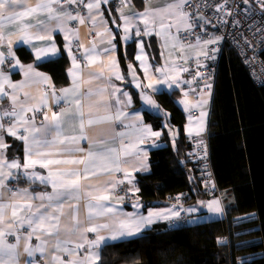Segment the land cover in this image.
Here are the masks:
<instances>
[{
    "label": "snow or ice",
    "instance_id": "6c2138e0",
    "mask_svg": "<svg viewBox=\"0 0 264 264\" xmlns=\"http://www.w3.org/2000/svg\"><path fill=\"white\" fill-rule=\"evenodd\" d=\"M108 2L109 0H36L34 6H31L25 0H0V45L7 44V59L9 63L15 60V63L12 64L13 68L23 67L11 51L14 43L13 37L16 38V42H22L34 48L35 59L40 61L43 58L56 55L57 48L55 43L44 47H37L32 41H53V32L59 30L65 31V39L69 40L68 54L72 58L73 69H79L80 65L77 64L76 57L72 54L70 47L69 33H72L73 30L67 29L66 21H79L80 24H85L86 20L78 10L79 6L83 5V7L88 9L87 19L95 27L96 17L103 15L101 5ZM125 5L132 7L131 0H120L118 9L120 18L124 21L122 30L125 41L130 39L133 29H135L134 34L136 37L151 36L153 34L167 37L171 34V30L175 29L177 35L173 38L178 41V44L173 45V47H178L182 53L186 46L188 48L193 47L191 43L185 45L184 42H181L182 40L187 41L189 36L195 37L196 47H200L201 45H218L223 39L222 36L212 35L205 40H201L199 34L196 32L197 28L202 32H207V25H212V27L217 26L202 11L205 7L214 10L217 14L216 20L222 26L229 25L230 22L227 18L236 13L237 18L231 21V26L238 27L242 23L238 15L239 12L241 10L250 12L255 7L259 8L260 14L264 18V0H221V2L211 5L201 4L200 0H167L164 7L155 10L146 9L144 12L134 13L132 16L124 13L123 8ZM73 6H76L77 10L74 11ZM42 14L46 15L47 21L41 19ZM137 17L144 24L142 29L136 27L134 23ZM32 19H35L37 22L32 23ZM48 21H55L56 23L49 25ZM119 27V24H117V29ZM181 32L185 33L183 38L179 35ZM102 34L111 36L109 40L110 44L112 40L118 37V31L112 34L109 33L108 29H105L104 33H97V35ZM80 47H83V45H80ZM140 47L141 52L136 56V59L141 62L140 66L145 74L144 80H140L136 76L135 71L132 70V65H129V69L133 76L135 87L140 89V99L145 105L156 109L158 112L161 111L160 106L149 92V90L151 92L158 91V86L161 85H166L169 89H181L184 98L179 103L185 106V110L195 107L202 108L207 103L203 93L207 89L210 96L212 85L210 83L205 84L203 88H199L198 90V88H193L192 84L196 80H207L209 77H201L199 71H197L191 80H181L180 73L188 72L189 69L186 67L177 68L174 62L171 67L166 64L162 67H156L154 72L150 73L149 65L145 62L146 56L143 51V40H140ZM105 51L111 52L112 49L107 48ZM215 51H218V48L211 49V52ZM94 52L95 44L85 54L88 66L97 63L96 55L92 54ZM199 55L204 56L206 59H215V56L210 54L206 48H201L198 53ZM5 60V52L0 51V65H4ZM196 63L198 68L206 67L199 59H197ZM101 67L103 68L104 66L101 65ZM117 67L116 61L112 60L111 68L113 69L115 79L123 80L124 78L119 72L114 71ZM24 75L26 78L30 75L42 77L44 81L49 79L43 76L42 73L37 72L32 65L24 68ZM70 75L73 76V84L77 85L76 73L70 70ZM102 75L103 72L89 73L90 80L88 82H91V79H100ZM5 83L13 90L22 87V85L12 84L8 75L5 74L3 69H0V96L9 97L11 101V108L4 109L2 115H0V264H99L102 245H105L109 240L116 241L124 237L136 236L156 220L171 221L180 217V211H177L173 207L164 211H150L147 216L137 217L133 214H127L121 219L116 208L105 203L110 199L109 194H97L100 190L93 191L91 188H88L84 192L85 197L89 201L87 203V219L92 221L94 218L106 217L110 222L96 223L81 229L78 227L79 221L77 219L79 206L68 204V207L72 210L70 218L74 222V230L80 233V238L78 242L62 239L60 224L61 218L67 215L64 212L67 202L73 196L77 201L80 200L81 181L82 179H88L89 176L97 175L96 168L99 167L109 172L113 167L119 170L122 163L119 150L104 149L97 152L89 151L86 156L81 158H59L66 152L85 151L83 148H70L67 146L68 144H75L78 139L86 138L84 135L86 117L80 98L75 96L72 101L65 99V103L69 105L75 104V112L72 111L71 106L58 112L52 111L51 116L47 112H43V121L41 122V126L37 127L35 126V116L26 118V114L29 111L33 113L42 112L43 108L47 107V98H41L40 107L24 108L21 106L20 110L17 111L18 97L16 95H9L4 90L3 85ZM182 84H187L189 90L197 94L198 99L194 103L189 101V92L183 90ZM112 88L113 92L111 96L116 98V105L128 107L132 104L131 95L114 85H112ZM74 92V89H63V96L57 97L55 91H53L52 95L56 97L54 102L59 104L60 99L74 95ZM117 93H120L124 99L116 96ZM87 95L91 98L96 94L89 91ZM28 98V94L25 93V100ZM112 107L113 105L110 103L96 102L89 104L87 125L91 127L95 122L113 121L122 124L124 119L136 121L135 123L123 125L125 128L134 130L135 142L125 146L122 140L121 146L125 156L135 151L136 157L139 159L142 150L137 149L136 145L142 144L153 137L159 138L161 132L153 131L151 126L143 122L139 113L129 115V113L123 111V108L120 107H117L115 112H112ZM93 108L97 110L104 108L108 110V114L99 118L98 121H94L92 116ZM49 110L51 111V109ZM206 115V112L201 111L198 118L199 127L196 129L197 135H200L204 131V118ZM192 119L189 116L190 124ZM72 121L79 122L80 136L72 135L62 138L65 122ZM187 131L191 135L193 129L188 127ZM118 135L123 137L125 133H118ZM6 137L20 140L25 145V159L22 163L15 158L9 159L7 150L11 145L6 142ZM61 145L64 147H59ZM143 155L146 156L147 153L144 152ZM33 157H39L40 159ZM124 163H127V161H124ZM37 164L45 169H48L50 165L60 164L83 165V169L69 171L49 170L47 175L44 176L29 171ZM142 167L144 165L140 163L135 165L133 170L139 171ZM125 178L130 181L131 173L126 171ZM22 179L28 183L29 187L13 186V184L19 185ZM37 180L45 188L50 187L51 191L36 193L34 189H31V185ZM111 187L114 188L115 185ZM103 192L107 193L108 188H105ZM120 199L122 200L123 197H120ZM91 201H95L96 203L93 204ZM200 206L202 208L206 207L210 214H220L224 211L219 199H213L206 204L201 202ZM133 207H136V205H133ZM186 211L194 212L196 209L192 208ZM102 230L106 231L108 235H102ZM87 233L94 234V238L89 239ZM220 242L223 243V241Z\"/></svg>",
    "mask_w": 264,
    "mask_h": 264
},
{
    "label": "crops",
    "instance_id": "0c3cea01",
    "mask_svg": "<svg viewBox=\"0 0 264 264\" xmlns=\"http://www.w3.org/2000/svg\"><path fill=\"white\" fill-rule=\"evenodd\" d=\"M25 2L31 6H34L36 0H25ZM120 2V0H109L107 4L101 5V11L103 12L102 16L96 17V25L93 27L92 23L87 19L88 17V9L83 7V5L79 6V8L84 9L83 13H80L86 20L85 24H80L79 21H66L67 29H72V33H69V39L71 41L70 47L72 49V54L76 57L77 64L80 65L79 69H73V62L72 58L68 54V45L69 40L65 39V31H54L53 32V41H37L33 40L32 43L35 44L37 47H44L48 46L51 43H55L57 48V54L54 56H49L47 58H43L40 61L35 59V49L32 48L30 45L23 44L22 42H16V38L13 37L14 43L12 46L11 51L15 54V58L20 61L21 66L23 67H16L13 68L12 64L15 63V60H12L9 63L7 59L8 48L7 44L5 43L2 45V49L0 51L5 52V64L0 65V69H3L5 74L8 75L12 84H16L18 87L16 90H13L7 83L3 85L4 90L9 93V95H16L18 97L17 101V111L20 110L21 106L24 108L30 107H40L41 106V98H47V107H44L42 112H27V117L35 116V126H41V122L43 121V112H47L49 116H51L52 111H61L64 108H68L71 106L73 112L76 111L75 104L72 103L71 105L65 103V99L72 101L74 100L75 96H78L83 104V111L85 113V130L84 135L85 139H78L75 144H68L67 146L70 148H83L84 152H72V153H63L59 158L62 159H69V158H81L87 155L89 151L97 152L104 149H116L119 150V155L121 159V168L117 170L115 167L111 169L109 172L108 170H104L101 168H96L95 171L98 173L95 176H89L88 179H82L81 184L82 188L80 191V200L77 201L75 197L71 198L64 209V212L67 214L61 218V238L68 239L73 242H78L80 238V233L74 230L73 224L74 222L71 220V209L68 207V204L71 205H78L79 212L77 215V219L79 221L78 227L81 229L86 226H91L92 224L96 223H104L110 222L107 220L106 217H101L98 219H93L89 221L87 219L88 210H87V203L89 202L87 197H85L84 192L86 189L91 188L93 191L100 190L97 194H109L110 199L109 201L105 202L110 204L111 206L115 207L117 210L118 215L120 218L123 219L127 214H133L134 216H147L150 211H164L167 209H172V207L162 202V204L158 206L149 207L146 210L143 209L142 204H133L128 205L122 202L121 200L115 199L113 197L112 191L119 185H123L124 187L131 190V193L136 195V191L134 189V185L137 175L143 174L148 172L149 170V153L167 146L166 142H169L170 145L176 144L177 134H170L167 130V138L168 141H163L164 131L163 130H156L150 124L146 123L145 118L143 116V111H152L157 118L161 119V123H165V119L161 118L159 112L156 109L150 108L148 105H145L143 101L140 99V89L135 87V82L133 81V76L129 69V65H132V70L135 71L137 77L140 80H144V71L141 68V62L136 59V56L140 54L141 47H140V40L144 41V54L146 56V64L149 65V71L154 72L156 67H162L164 65H168L171 67L173 62L177 68H184L188 67V63L192 61H197V59H201L203 56L199 55L201 48H206L205 45H201L200 47H196V44H192V48L185 47L183 53L179 50L178 47H173V45L178 44V41L175 40L176 31L175 29L171 30V34L169 36L164 35H151V36H143V37H136L135 36V29H133L130 39L125 41L123 39V19L120 18L119 12V5L116 3ZM167 0H131L132 7H128L127 5L124 6L123 11L126 15L132 16L134 13L144 12L146 9L155 10L157 8L164 7ZM73 10H77L76 6H73ZM41 19L47 21L46 15L42 14ZM115 21V22H114ZM32 23H36L35 19L31 20ZM49 25H53L55 21H48ZM136 27L143 28L144 24L137 17L134 20ZM117 24H119V29H117ZM105 29L109 30V33L115 34L118 31V37L115 40L109 43L111 36L108 34L97 35V33H104ZM158 30V29H157ZM31 31V30H30ZM75 33V34H73ZM181 32L180 34H182ZM179 34V35H180ZM95 44V52L92 53L97 57V63L95 65L88 66L87 59L85 54L92 49V45ZM83 45V47H80ZM187 45V44H185ZM150 47H153L157 53V56H153L151 53ZM111 48V52H106L105 49ZM163 53V55H161ZM130 56L132 58H130ZM196 58V60H195ZM112 60L116 61L118 67L114 71H118L119 74L124 78L123 80L115 79L113 75V69L111 68ZM28 65H32L35 70L39 73H42L43 76L48 77L47 81H44L42 77H37L30 75L29 77H25L24 75V68ZM101 65L104 67L102 68ZM70 70L76 73V78L78 80V84H73V76L70 75ZM103 75L100 79H91L90 80L89 73H101ZM181 80H187V72L180 73ZM146 83V81H145ZM112 85L121 89L124 92H127L129 95L132 96V104L128 107H124L123 105H116L115 97L111 96L113 92ZM159 90L156 92H151V95L160 94L163 92L170 93L173 90H177L180 93L181 99H183V94L181 89L172 88L169 89L166 85L158 86ZM182 88L184 91H188L189 87L187 84H182ZM63 89H74V95H70L64 99H60V103L57 104L54 102L56 97H53L52 93L55 91L57 97H62ZM91 91L92 93L96 94L93 95L91 98L88 97V92ZM25 93L28 94V99L25 100ZM213 94V93H212ZM116 96L120 97V99H124L117 93ZM204 98L207 100V103L203 105L202 108L195 107L191 108L190 110H185V106L180 103V106L183 108L184 111V126H183V134L187 138L189 137H203L207 135V127L209 121V114H210V106L212 97L211 95H203ZM180 99V100H181ZM189 101L194 103L198 97L190 96L188 97ZM96 102L101 103H110L113 105L111 108L112 112H115L117 107L123 108V111L129 113V115H134L139 113L140 117L142 118L143 122L152 127L153 131L161 132V136L159 138L153 137L142 144H137L136 148L142 150L140 154V158L137 159L135 151H132V154L125 156L123 154L121 141L123 140L124 145H128L134 143V130L130 128H125L124 124L135 123L136 121H132L129 119H124L123 123L119 122H95L91 127L87 125V116L89 114L88 105L94 104ZM139 106V108H138ZM11 108V101L9 97L0 96V115L4 109ZM51 109V111L49 110ZM196 111V115H192L191 112ZM201 111L207 113L206 117L204 118V131L200 133V135L196 134V129L199 127V120ZM108 114V110L104 108H100L99 110L93 108L92 116L94 121H98L99 118ZM189 116H191L192 122H189ZM191 127L193 132L189 135L187 129ZM118 133H125L123 137L118 135ZM72 135H76L77 137L80 136V129H79V122L72 121V122H65L64 131L62 134L63 137H70ZM6 142L11 145V147L7 150V155L9 159L15 158L16 160L20 161L21 163L25 159V145L20 140H16L12 137H6ZM13 142H16L19 146H13ZM59 147H64L63 145ZM18 152L16 153V151ZM35 150V149H34ZM146 152L147 155L144 156L143 153ZM36 159H40L39 157H33ZM56 158V157H51ZM127 161V163H124ZM142 163L144 167L141 168L139 171L133 170L135 165ZM73 169H83V165H67V164H60V165H50L48 169L41 168L38 164L29 171L35 172L40 175L46 176L49 170L52 171H69ZM131 173V179L125 178V172ZM134 180V181H133ZM115 185V187H111ZM18 187H29L28 183L25 182L23 179L20 181ZM108 188V192L105 193L103 190ZM31 189H34L36 193L44 192V191H51V188H45V186L41 185L39 180L35 181L34 184L31 185ZM30 189V190H31ZM134 191H133V190ZM213 199L218 198H206L204 200L197 199L194 205H188L187 209H196L194 212H189V225H196L202 224L207 222L213 221H221L225 217L224 211L220 214H210L207 211L206 207H201L200 200L205 204ZM222 205V200L219 199ZM93 204L96 203L95 201H91ZM224 209V208H223ZM168 220H156L151 225L145 227L140 234L132 237H124L118 239L116 241L109 240L105 245H102L101 250L103 247L115 243H119L131 238H135L137 236L142 235L144 232L149 231L155 225H165ZM102 235H108L106 231H101ZM89 239L94 238V234L87 233ZM71 246V245H70ZM67 258V257H65ZM100 264V262H99Z\"/></svg>",
    "mask_w": 264,
    "mask_h": 264
},
{
    "label": "trees",
    "instance_id": "16d2710c",
    "mask_svg": "<svg viewBox=\"0 0 264 264\" xmlns=\"http://www.w3.org/2000/svg\"><path fill=\"white\" fill-rule=\"evenodd\" d=\"M261 58L264 61V51ZM152 96L165 123L142 110L145 121L164 131L163 141H168L165 126L176 128V144L166 142V147L149 153V170L137 175L133 195L146 210L162 204L167 195L190 190L186 204L192 206L209 197L189 185L180 93ZM207 130L224 219L174 230H168L167 223L155 225L140 236L103 247L100 264H264V85L252 82L228 47L218 58Z\"/></svg>",
    "mask_w": 264,
    "mask_h": 264
},
{
    "label": "built area",
    "instance_id": "2783aa9c",
    "mask_svg": "<svg viewBox=\"0 0 264 264\" xmlns=\"http://www.w3.org/2000/svg\"><path fill=\"white\" fill-rule=\"evenodd\" d=\"M201 4H216L221 2V0H200ZM117 5L120 2L116 3ZM80 13L84 12V9L78 8ZM202 11L209 16L216 27L212 25H207V32H202L199 28L196 32L199 34L201 40L207 39L209 36L216 35L222 36L223 39L218 45H207V50L210 54L215 56V59H206L204 56L200 59L201 63L206 65V67L197 66L196 61H191L188 64L189 71L187 72V80H191L193 76L199 71L201 77H209V79L196 80L193 84V88H203L205 84L210 83L211 87V97L214 89V84L217 76V63L218 58L225 47L230 48L235 55L239 58L241 64L246 68L250 79L257 86L264 85V61L261 55L264 51V18H262L259 8L255 7L252 11L241 10L239 12V18L242 20L241 25L238 27L231 26V21L237 18V14L234 13L233 16L228 17L229 25L222 26L219 21L216 20V13L214 10H210L205 7ZM185 33L180 34L183 38ZM185 44L195 43V37L189 36L187 41H181ZM247 42V43H246ZM2 45H0L1 48ZM218 48V51L211 52V49ZM207 89L204 90L203 95H208ZM190 96L197 97V94L188 90ZM192 115H196L197 112H191ZM188 143L189 148L186 151V161L189 166L187 168V173L189 174V185H197L201 192L206 194L209 198L220 199L221 193L217 187L215 177L212 171L210 162V150L208 143V135L203 137H189ZM206 151V155H205ZM214 185V187H213ZM15 186V184H13ZM113 197L115 199L121 200L125 204H142L144 203L131 193V190L124 187L123 185L117 186L112 191ZM179 198V199H178ZM190 198V190H184L177 194L167 195L164 202L169 204L172 208L175 207L177 211H180V217L167 222L168 230H174L179 227H186L189 225V213L186 208L181 205V202H187ZM153 205V204H152Z\"/></svg>",
    "mask_w": 264,
    "mask_h": 264
},
{
    "label": "rangeland",
    "instance_id": "374dc122",
    "mask_svg": "<svg viewBox=\"0 0 264 264\" xmlns=\"http://www.w3.org/2000/svg\"><path fill=\"white\" fill-rule=\"evenodd\" d=\"M191 44H196V42L195 43H191ZM206 48H207V46H206ZM1 49H2V46H1ZM194 59H192V61H193ZM195 60H196V58H195ZM191 62V61H190ZM190 62L188 63V64H190ZM165 130H167L170 134H174V133H177V129L176 128H174L173 127V129L172 128H170L169 126H165ZM134 180H136V179H134ZM133 180V181H134ZM201 200H200V204H201ZM189 213V212H188ZM189 218H190V214H189ZM256 242V241H255Z\"/></svg>",
    "mask_w": 264,
    "mask_h": 264
},
{
    "label": "bare ground",
    "instance_id": "6f19581e",
    "mask_svg": "<svg viewBox=\"0 0 264 264\" xmlns=\"http://www.w3.org/2000/svg\"><path fill=\"white\" fill-rule=\"evenodd\" d=\"M15 186H18V185H15ZM175 194H177V193H175ZM181 205L184 206L186 208V210H187V204L185 202H181Z\"/></svg>",
    "mask_w": 264,
    "mask_h": 264
},
{
    "label": "clouds",
    "instance_id": "9594fccd",
    "mask_svg": "<svg viewBox=\"0 0 264 264\" xmlns=\"http://www.w3.org/2000/svg\"><path fill=\"white\" fill-rule=\"evenodd\" d=\"M213 93V92H212ZM212 96H213V94H212Z\"/></svg>",
    "mask_w": 264,
    "mask_h": 264
}]
</instances>
